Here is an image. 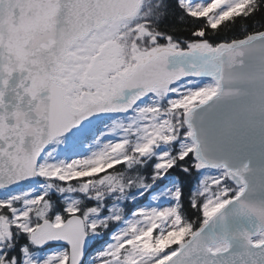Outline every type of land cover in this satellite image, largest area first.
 I'll list each match as a JSON object with an SVG mask.
<instances>
[{
	"label": "snow or ice",
	"instance_id": "obj_1",
	"mask_svg": "<svg viewBox=\"0 0 264 264\" xmlns=\"http://www.w3.org/2000/svg\"><path fill=\"white\" fill-rule=\"evenodd\" d=\"M0 264H264V0H0Z\"/></svg>",
	"mask_w": 264,
	"mask_h": 264
}]
</instances>
